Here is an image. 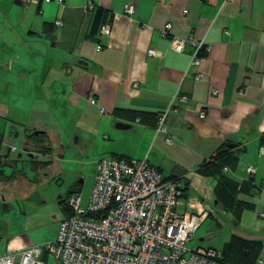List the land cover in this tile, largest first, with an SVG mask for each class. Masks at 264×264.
Segmentation results:
<instances>
[{"label": "crops", "instance_id": "1", "mask_svg": "<svg viewBox=\"0 0 264 264\" xmlns=\"http://www.w3.org/2000/svg\"><path fill=\"white\" fill-rule=\"evenodd\" d=\"M99 10L101 25L111 26L107 37L94 30ZM175 39L205 43L199 65L191 64L193 45L172 50ZM36 103L42 106L35 115ZM49 109L80 147L109 142L102 160L146 159L165 177L188 183L180 209L207 212L204 222L211 215L191 186L203 178L216 195L217 180L198 170L221 150L236 153L239 161L223 172L238 187L250 184L234 202L250 207L236 214L237 206L218 203L227 232L219 222L215 235L225 236L218 249L197 248L224 255L235 240L232 261L264 260V0H0V121L9 128L8 137L1 132L0 156L17 152L12 141L20 145L28 132L48 134L27 126ZM67 217L65 211L60 223Z\"/></svg>", "mask_w": 264, "mask_h": 264}, {"label": "built area", "instance_id": "2", "mask_svg": "<svg viewBox=\"0 0 264 264\" xmlns=\"http://www.w3.org/2000/svg\"><path fill=\"white\" fill-rule=\"evenodd\" d=\"M125 13L133 15L134 6L127 5ZM171 29L167 24L163 34ZM110 33L111 26L103 24L101 37ZM188 43L195 48L191 64L197 66L206 50L203 41L175 39L172 50L182 53ZM149 56L155 57V50ZM165 118L159 119V132L165 131ZM247 172L251 176L256 169L250 166ZM185 196L182 179L165 177L146 159L100 160L86 205L79 193L70 196L71 214L60 223L55 240L0 256V264H45V255L61 264H229L215 249L186 248L208 213L180 212L187 205Z\"/></svg>", "mask_w": 264, "mask_h": 264}, {"label": "rangeland", "instance_id": "3", "mask_svg": "<svg viewBox=\"0 0 264 264\" xmlns=\"http://www.w3.org/2000/svg\"><path fill=\"white\" fill-rule=\"evenodd\" d=\"M41 106L42 104L36 103L33 109L35 115L37 111H40ZM53 112V109H49L47 113L37 115L38 119L30 118V124L27 126L29 130L39 127L48 132L46 143L54 150L53 156L49 158L52 163L48 169L35 171L29 161L34 156L24 152L23 143L19 145L13 141L11 144L16 146L17 152L12 153L8 160L17 161V165L7 163L2 167L6 177L15 171L19 174L15 175L17 179L14 176L11 180H0V254L13 247L25 248L52 241L65 213L63 204L69 208L70 191L73 185L84 182L79 194L85 206L93 188L97 162L107 159L102 152L103 147L108 146L109 142L91 139L92 144L80 147L76 140L70 139L69 133H66V136L62 134L63 129ZM4 113L5 110H0L1 116ZM37 120L42 121L39 124L41 126L36 125ZM3 121H0V134L5 130L7 131L5 135L8 137L9 128ZM59 137H62L61 142L66 147V153L62 159L58 158L62 151L60 142L57 141ZM19 155H22L21 159L18 158ZM43 157L37 156L35 160L41 162L48 160ZM195 183L196 187L191 186L190 194L203 199L205 209L211 217L201 224L199 232L186 248L190 251L197 249L198 246L218 249L225 235L219 236L215 233H222L218 231L219 222L223 224V231L227 232L225 213L218 208V198L206 180L202 178L201 182L195 181ZM183 184L185 186L184 182ZM181 209H179L180 212H182ZM67 213L66 210V215ZM7 240H10L9 243H6ZM45 263L61 264L51 255H48Z\"/></svg>", "mask_w": 264, "mask_h": 264}, {"label": "trees", "instance_id": "4", "mask_svg": "<svg viewBox=\"0 0 264 264\" xmlns=\"http://www.w3.org/2000/svg\"><path fill=\"white\" fill-rule=\"evenodd\" d=\"M103 18V14L102 12L99 10L96 12V16H95V26H94V30L99 26L100 30L101 27L103 25H101V20ZM101 25V26H100ZM149 117V116H147ZM2 134H0V143H2ZM48 138V134H39L36 135L34 132H28L25 135V138L23 140V149L24 152L28 153L30 156H34V158H32L30 161V163L33 165V168L35 171H42L43 169H47L49 167V165L52 163V161L49 162H41V161H36V157L37 156H52L54 153V150L50 147V145H48L47 139ZM262 144H264V137L262 139ZM20 156V155H19ZM8 155H6L5 157L0 156V178L3 179H10L12 177H14L15 175H18L19 172H14L9 176H5L4 172L2 170V167L9 163L11 165L16 166L17 165V161H9L8 160ZM19 158V157H18ZM21 159V158H20ZM118 159H124V158H118ZM9 161V162H8ZM239 161V156L232 151H227V150H221L219 151L216 156L213 157L212 161H210L209 163H206L204 165L201 166V168H199L198 172L204 176V177H210V178H215L217 180V186L215 189L216 192V196L218 198V203L220 206H222L223 208H226L225 206H231V205H235L237 206V212L236 214H239V212H241L243 209L248 208L250 206L245 205L244 203H234L236 200V197L238 196V194L246 191L245 188L249 187L250 184L244 183L241 185V187H238L237 184H235L234 182H232L230 179H228V177L224 174L223 170L225 167H230L231 168V164H233L234 162H238ZM233 169V168H231ZM6 177V178H5ZM15 179L16 176L14 177ZM174 178V177H172ZM188 183H186V187L185 188V192L188 191ZM250 190V188H249ZM63 209L66 211H68V214H71V211L69 208L66 207V204H63ZM227 210V209H226ZM237 241V240H236ZM243 242V241H242ZM235 240L234 243H232L230 246H227L228 249V253L221 255V261L224 263H229V264H255L254 261H250V260H234L232 261L231 256L229 254V252H233L234 249V245H235ZM243 244H245V242H243ZM248 245V243H247Z\"/></svg>", "mask_w": 264, "mask_h": 264}, {"label": "water", "instance_id": "5", "mask_svg": "<svg viewBox=\"0 0 264 264\" xmlns=\"http://www.w3.org/2000/svg\"><path fill=\"white\" fill-rule=\"evenodd\" d=\"M119 127L120 128H123V127H126V126H122L121 124L119 125ZM40 132H36V134L38 135ZM32 156V155H31ZM84 182L83 181H81L79 184H83ZM80 191H81V188H76V189H72L71 191H70V194L72 195V194H78V193H80Z\"/></svg>", "mask_w": 264, "mask_h": 264}, {"label": "flooded vegetation", "instance_id": "6", "mask_svg": "<svg viewBox=\"0 0 264 264\" xmlns=\"http://www.w3.org/2000/svg\"><path fill=\"white\" fill-rule=\"evenodd\" d=\"M81 184H79V183H76L75 185H73V188L72 189H76V188H81Z\"/></svg>", "mask_w": 264, "mask_h": 264}]
</instances>
